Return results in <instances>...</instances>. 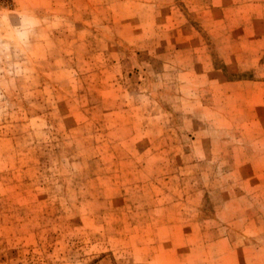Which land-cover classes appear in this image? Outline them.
Wrapping results in <instances>:
<instances>
[{
	"label": "rangeland",
	"instance_id": "rangeland-1",
	"mask_svg": "<svg viewBox=\"0 0 264 264\" xmlns=\"http://www.w3.org/2000/svg\"><path fill=\"white\" fill-rule=\"evenodd\" d=\"M0 264H264V0H0Z\"/></svg>",
	"mask_w": 264,
	"mask_h": 264
},
{
	"label": "trees",
	"instance_id": "trees-1",
	"mask_svg": "<svg viewBox=\"0 0 264 264\" xmlns=\"http://www.w3.org/2000/svg\"><path fill=\"white\" fill-rule=\"evenodd\" d=\"M5 1H7V0H5Z\"/></svg>",
	"mask_w": 264,
	"mask_h": 264
}]
</instances>
